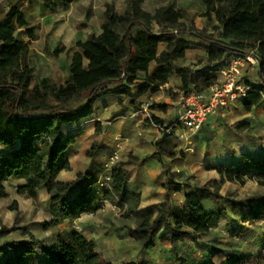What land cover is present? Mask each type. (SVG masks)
I'll list each match as a JSON object with an SVG mask.
<instances>
[{"label":"trees","instance_id":"1","mask_svg":"<svg viewBox=\"0 0 264 264\" xmlns=\"http://www.w3.org/2000/svg\"><path fill=\"white\" fill-rule=\"evenodd\" d=\"M41 1L45 8L52 9L56 3L66 7L75 0ZM205 4L204 17L217 24V36L184 29L180 23L181 15L170 6L160 7L150 14L143 12L137 3H132L129 11L122 15L107 8L100 33L74 43L75 50L68 65L69 76L63 84H55L49 78L34 80V68L29 66L27 60L29 42L14 36L16 29H22L26 37L32 40L34 28L25 22L19 9L14 6L9 8L5 22L0 24V146L4 148L0 153V199L6 196L2 183L18 179L23 181L17 187L18 194L34 199L36 190L43 189L49 195V211L55 218L49 223L51 226L59 224L61 218L75 220L81 213L87 212L90 203L88 194L97 183V173H78L72 182L56 180L60 171L69 168L65 151L74 144L77 134L73 132L82 129L77 126L75 129L71 125L87 120L93 113L92 104L103 94L118 92L128 97L131 91L128 89L134 84H137L134 97L154 94L172 73L179 78L181 91L193 89L205 92L214 84L212 77L206 75L204 86L199 89L196 78L198 71L172 68L171 63L182 60L190 49L185 40L189 36L206 46L207 62L217 63L214 67H219V60L223 58L229 57V63L234 57L248 54V44L258 46L261 55L254 56L258 61L257 73L261 83L252 85L246 81L249 92L240 102L246 112L262 106L264 0H206ZM154 27L158 31H154ZM160 46H163V50L159 53ZM152 63L156 69L149 73ZM140 74L144 76L143 83H140ZM108 85L118 86L110 91ZM77 103L79 105L73 106ZM151 108L158 106L151 105ZM111 169L110 189L105 197H115L119 201H123L124 197L130 198L124 215L134 217L136 221L135 228L128 235L139 244L142 252H148L155 246L154 239L163 221L170 233L165 241L174 249L180 242L188 241L199 246L200 250L207 249L200 246L199 239L218 226L223 212L206 213L201 204L210 197L218 199L215 192L209 187L194 189L184 194V210L169 213L165 207L157 211L153 218L154 212L151 210L137 211L139 193L123 191L127 170L121 167ZM227 178L233 180L230 175ZM258 185L264 188V180L258 181ZM75 189V200H68L66 196ZM175 190L178 192L180 185ZM238 206L235 205V208ZM241 209H248L245 218L250 221L264 222V197L247 199ZM168 217H172V223L168 222ZM5 233L8 231L0 228V238ZM29 239V242L18 241L12 255L0 264H24L23 259L32 255L34 246L39 245L33 236ZM213 241L219 243L216 238ZM226 246L207 251L202 263L264 264V246L257 257L248 258L239 253L236 247L227 249ZM2 253L0 242V255ZM191 254H187L189 258L177 260L178 264H195ZM40 257L43 264H110L97 251L96 243L73 231L56 236L47 247H43Z\"/></svg>","mask_w":264,"mask_h":264},{"label":"rangeland","instance_id":"2","mask_svg":"<svg viewBox=\"0 0 264 264\" xmlns=\"http://www.w3.org/2000/svg\"><path fill=\"white\" fill-rule=\"evenodd\" d=\"M205 1L206 0H76L66 7L57 3L51 10H48L42 5L41 0H0V24L5 22V15L9 11V8L14 6L19 9L23 17H25V20L30 24V27L34 28V37L38 40L37 43L31 45V47L33 46L31 49L32 54L27 52L28 59L37 62V65L34 67L36 71L34 80H38V78L44 75V71H48L51 73V80L56 84H61L65 79L66 70L63 64L57 65V58L64 61L63 59L67 58L71 51L75 50L74 43L77 40H86L89 35H97L104 22V12L107 8H111L113 12L122 15L129 11L132 3H137L143 12L145 11L150 14L160 7L170 6L181 15L180 23L184 29L194 33L205 32L217 36V24L204 17L206 9ZM153 30L158 31L156 27H154ZM14 36L17 39H27L22 29H16ZM185 40L189 43L190 49L185 53L182 60H176L171 63L172 68L194 69L198 71L199 74L196 78L199 89L203 88V79L206 75L214 79V84L219 82L221 79L220 71L227 65L229 57L219 60V67H214L217 63L207 62V48L205 45L192 36L187 37ZM246 47L247 52H252L254 55H261L258 46L248 44ZM161 50H163V46H160L159 53ZM155 69L156 65L152 63L149 68V73H152ZM251 71L254 72L249 74L248 77H245L246 81L252 85H260L261 80L257 73V67ZM143 77V75H139V79H141L140 83H143ZM168 78L165 84L168 83L169 85L176 86V84L180 83L179 78H177L174 73ZM34 83L33 81V84ZM136 85L137 84H134L128 89L131 91L130 94L128 93L129 95L126 101V104L130 102V105H133L134 110H138L141 103L146 101L149 96L157 94V92L154 94L146 93V95L142 96L141 102H137V98L133 96L137 88ZM108 90L111 91L112 88ZM158 92H160V89ZM158 96L160 95L158 94ZM173 96V98H177V94ZM77 105L79 104L77 103L73 106ZM236 106L237 108L232 111V117L224 118L221 122L217 121L215 123L218 124L217 130L212 139L209 140L214 141L212 142V149L218 148L217 151L222 153L221 157L224 156L225 164L217 169V179L211 181L208 187H211L218 197L225 198L223 201L222 199H218L221 202V206L225 205V207H228V201H234L233 203L238 205L239 202L243 203L254 196L264 197V188L258 185V181L264 180V99L262 108L253 110L251 114L253 117L251 124H246V121H240L242 120V110L238 104H236ZM152 119L153 121L159 120L154 117ZM109 120H111V118H109ZM146 120L148 121V119ZM108 126L107 124L101 126L99 133L103 134L107 132ZM73 128L76 129V126H73ZM80 128H82V126H80ZM74 133L78 134L79 132L74 131L73 134ZM193 139H195L194 134L189 138L191 145H186L184 143L188 149L192 147ZM104 141L105 140L102 141V139H98L90 146L87 152L88 160L89 158L92 160L96 159V153L105 146H103ZM251 141L253 145L247 148L244 143H250ZM159 145H161V149L165 150L166 154L169 153L168 151L175 149L178 145L183 146L180 141L167 138L159 143ZM1 150L2 148L0 147V153H2ZM180 150L177 157L182 159L186 158L188 153H190L183 151V149ZM110 158L111 156L106 157V155H104L99 158L102 162L100 165L93 164L92 161L91 164L95 166L94 168H99L100 171H104L105 167L109 166L112 168L116 163L117 158L113 157V159L115 158L114 161ZM102 174L97 175L96 184L99 191L102 193L103 197L106 198L110 206L119 209V213L124 214L127 204L130 203V198L124 197L123 201H119L115 197H105V193L110 189V184L108 182L109 186L105 188H102L101 185L98 184ZM197 175H200V173H197ZM229 175L232 177V181L228 180L227 176ZM17 182L18 181H9L7 184L5 182L2 183L6 188V196L0 199V228H5L8 233L3 234L0 238V242L3 246L0 262H3V259L12 255L16 248L15 244L18 243V241L29 242V237L33 236L39 241V245L34 246V253L24 258L23 263L43 264L40 257L41 250L43 247H47L59 232L58 229H55L57 225L51 226L49 224L54 221L55 218L50 214L45 201L36 198L28 199L24 197V195L18 194L16 189ZM76 194L77 189L72 191L66 198L74 201ZM213 199L217 200V198ZM165 206L166 202L164 201L150 209L140 210L137 206V211L146 212L151 210L154 212V218L158 213L157 211L164 210ZM221 212L224 211L221 210ZM82 215L83 213H81L79 217ZM61 217H59V219ZM132 218L131 221L133 225H135L136 219L134 217ZM164 222L165 221L161 222L162 228L154 239L155 244H158L156 249L153 250L150 256L142 254V257L136 260V263L131 264L178 263L175 255H172L170 252V249L168 247L164 249L162 246V240H168L170 237L169 230L164 225ZM255 224L262 225L264 222ZM226 227L228 228L226 229ZM248 227V224L237 229L229 227L227 224L224 226L222 225L220 233L218 234L222 241L219 240L217 247L221 248L224 241L233 243L235 247L237 246L236 244L239 243L235 242V240L229 241L231 237H226L222 232L225 231L230 235L232 234V236L236 235V233H240L244 237L251 236L248 237L250 239H248L247 243H241V249L248 251L251 247L253 252H257L259 249V255L261 248L264 246H261L264 242V225L257 227L256 230H250ZM198 252L197 250L194 256L197 257L199 254ZM258 255L251 257H257ZM109 257L114 264L121 263V261H118L120 259L116 257V254L109 253ZM205 264L211 263L206 262Z\"/></svg>","mask_w":264,"mask_h":264},{"label":"crops","instance_id":"3","mask_svg":"<svg viewBox=\"0 0 264 264\" xmlns=\"http://www.w3.org/2000/svg\"><path fill=\"white\" fill-rule=\"evenodd\" d=\"M23 18L25 20V17ZM25 22L27 21L25 20ZM26 38L27 39L21 40L29 42L27 52L32 54L31 49L33 46L31 47V45L37 43L38 40L36 37H33L32 40L28 37ZM28 53L27 60L29 66L34 68L37 62H35V60H29ZM73 53L74 50L71 51L67 58L63 59L64 61L57 58V65L63 64L66 70L63 83L66 82L69 76L68 65ZM252 72L254 71H248L247 69L244 71L243 76L245 82V77H248ZM35 74L36 71L34 68V79ZM50 75V72L44 71V75L38 79L49 78L51 80ZM117 86L118 85H108L107 87L108 89H115ZM180 86V83L176 84V86L169 85L168 83L164 84L160 87V92L149 96L146 101L142 102L144 103L149 100L152 105L158 106V108L151 110L152 117L159 119L153 122L168 123L176 116L177 100L175 99L177 98H173V95L176 91L180 90ZM158 94L160 96H158ZM141 98L143 97L137 98V102H141ZM127 99L128 97L126 95L118 92L103 94L102 97L98 98L92 104L91 108L93 113L87 120L79 121L71 125L72 127L82 126V129L74 137V144L65 151L69 164L68 170L60 171L56 180L64 183L71 182L75 180L78 173H86L89 171H95L97 175H101L104 171H100L99 168H94L95 166L93 164L100 165L102 162L99 158L104 155H106V157L111 156L110 159L115 157L117 160L112 168L121 167L128 172L123 191L130 194L139 193L140 195L138 209H150L165 201V207H167L169 213L173 210H184L186 208L184 194L192 192L197 188L208 187L211 181L217 179V169L225 164L224 156L221 157L222 153L217 151L218 148L212 149V142L214 141H209L217 130L218 124L215 123L217 121L221 122L224 118L232 117V111L237 108L236 104H238L242 110V120L240 121H246V124H251L253 120L251 116L253 110L262 108V106H260L251 109L250 112H246L243 106H241L240 100H238L234 107L228 110L222 109L217 115L208 118L204 126L194 134L195 139H193L192 147L189 149L185 146L183 141L176 138H167L174 141L178 140L183 146L178 145L175 149L168 151L169 153L166 154L165 150L161 149V145H159V143L166 138L160 136L152 122L149 120L147 121L144 116L136 115L138 110H134L130 102L126 104ZM109 118H111V120H109ZM104 124L109 126L107 132L101 134L99 133V129L101 126H104ZM98 139H102V141L105 140L103 142V146H105L96 153V159L92 160L89 158L88 160L87 152L90 146ZM251 143L252 141L250 143L245 142L244 145L250 148L251 145H253ZM0 147L2 148L1 151H4V148L2 146ZM180 149L190 152L186 158L182 159L177 157L181 151ZM91 161L93 164H91ZM197 173H200V175H197ZM9 181H18L17 187L23 183L22 180L18 179H9L5 181V183L7 184ZM178 185H180V190L177 192L175 189ZM209 188L213 191L211 187ZM35 198L45 201L49 208V195L43 189L36 190ZM88 199H90L88 211L83 213L81 217L75 220L62 219L61 222L55 226V229L59 231L55 235V238L63 232H78L86 239L96 243L97 251L101 253L110 264L114 263L109 257V253L116 254V257L120 259L118 261H121L120 264H131L136 263V260L141 258L142 254L150 256L153 250L156 249L158 244H155L150 251L142 252L139 244L134 242L128 235L129 231L135 228V225H133L131 221L133 218L126 217L123 213H119V209L110 206L106 198H104L99 191L97 184L91 188ZM218 199H222L223 201L225 198L219 197ZM218 199L214 200L210 197L201 204L206 213L215 212L217 210L224 211L217 223L218 226L212 229L208 235L201 236L199 239L200 246H205L208 250H200L199 246H194L190 241L186 243L180 242L174 249L168 241H162L164 249L168 247L172 255H175L176 260H181L183 257L189 258L187 254H191L193 250L194 252L192 251L191 255L195 264H203L202 257L207 256V251L218 245L213 241V238L221 240L218 234L220 233L222 225L224 226L227 224L229 227L237 229L248 224V229L250 230H256L257 227L264 225L255 224L245 218V212L248 211V209H241V205L244 202H239V206L235 208L236 204L233 203L234 201H228V207H225V205L221 206V202ZM167 219L169 223H172V217H168ZM227 228L228 227H226V229ZM222 234L226 235V237H231L229 241L235 240V242H239L236 244L239 253H242L246 257L258 255L259 249L257 252H253L251 247L248 251L241 249V243H247L248 239H250L248 237L251 236L244 237L240 233H236V235L232 236V234L230 235L225 231L222 232ZM263 243L261 246L264 245ZM225 244H227V249L235 247L233 243L224 241L221 248H223ZM197 250L199 251L198 258L194 256ZM188 263L185 262L184 264Z\"/></svg>","mask_w":264,"mask_h":264},{"label":"built area","instance_id":"4","mask_svg":"<svg viewBox=\"0 0 264 264\" xmlns=\"http://www.w3.org/2000/svg\"><path fill=\"white\" fill-rule=\"evenodd\" d=\"M258 61L252 52L234 57L227 66L220 71V81L208 87L205 92H196L190 89L186 92L176 91V116L168 123H154L151 116L152 103H142L136 115L144 116L154 124V128L161 137H171L191 145L189 138L197 133L206 123V120L218 114L219 111L234 107L235 103L246 97L249 88L245 85L244 71L254 70ZM115 159V158H114ZM112 158V161H114ZM104 173L98 184L102 188L109 186L111 167L104 168Z\"/></svg>","mask_w":264,"mask_h":264}]
</instances>
